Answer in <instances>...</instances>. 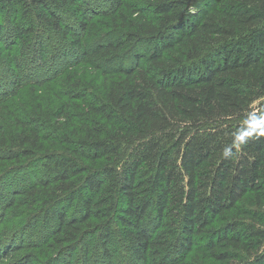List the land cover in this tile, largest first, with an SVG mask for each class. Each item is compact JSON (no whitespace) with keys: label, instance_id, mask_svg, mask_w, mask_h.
<instances>
[{"label":"trees","instance_id":"obj_1","mask_svg":"<svg viewBox=\"0 0 264 264\" xmlns=\"http://www.w3.org/2000/svg\"><path fill=\"white\" fill-rule=\"evenodd\" d=\"M0 264H264V0H0Z\"/></svg>","mask_w":264,"mask_h":264},{"label":"rangeland","instance_id":"obj_2","mask_svg":"<svg viewBox=\"0 0 264 264\" xmlns=\"http://www.w3.org/2000/svg\"><path fill=\"white\" fill-rule=\"evenodd\" d=\"M17 51V50H16Z\"/></svg>","mask_w":264,"mask_h":264}]
</instances>
